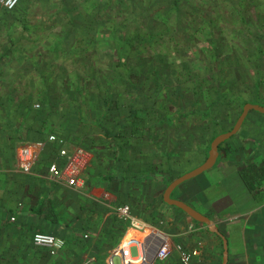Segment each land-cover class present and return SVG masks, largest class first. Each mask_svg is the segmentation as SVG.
I'll use <instances>...</instances> for the list:
<instances>
[{"label": "rangeland", "instance_id": "374dc122", "mask_svg": "<svg viewBox=\"0 0 264 264\" xmlns=\"http://www.w3.org/2000/svg\"><path fill=\"white\" fill-rule=\"evenodd\" d=\"M102 1L19 0L11 10L0 4L9 153L52 133L91 150L94 173L164 172L163 180L108 186L120 193L118 204L145 214L171 241L191 219L162 203L166 181L201 163L211 137L232 127L245 102L264 104V0H179V10L169 7L173 0H113L107 9ZM206 108L209 117L200 113ZM101 119L112 139L97 126ZM257 122L253 141L264 139V120ZM246 127L221 148L241 153ZM182 187L172 196L188 200ZM170 255L151 264H182Z\"/></svg>", "mask_w": 264, "mask_h": 264}, {"label": "crops", "instance_id": "0c3cea01", "mask_svg": "<svg viewBox=\"0 0 264 264\" xmlns=\"http://www.w3.org/2000/svg\"><path fill=\"white\" fill-rule=\"evenodd\" d=\"M252 101L255 100H251V103ZM1 106L0 104V264H85L88 261L94 262L97 256H103L106 264L109 259L114 264V255L118 257V264H121L120 257L112 252L114 250L116 253L118 243L127 231V221L112 212L122 198L114 185L108 186V182L125 185L132 173L139 170L127 176L121 175L115 168L112 173H94L90 165L93 155L88 149L91 159L81 174L83 184L71 187L47 177L46 164L56 153L54 144H47L30 172L24 173L17 164V157L9 153L5 129L10 128L6 123V109ZM259 120H264L263 112L248 110L238 130L230 136L239 134L243 126H247L248 133L244 134L249 137L242 138L241 153L232 154L221 148V144L230 137L225 139L218 146V149L225 150L224 155L219 153L209 169L196 175L195 177L201 176L197 181L187 185L186 182L191 178L187 179L171 192L172 196L176 188L182 185L181 192L185 193L188 200L184 197L178 199L215 222L226 240V264H264V173L249 169L251 166H262L264 157V139H249L257 130ZM16 128L11 127L13 130ZM249 141L252 142L251 146L248 145ZM258 150L260 155H256ZM117 155L120 156L119 151ZM191 168L193 167L186 169ZM164 175V172H156L151 175V180L158 176L159 180H163ZM139 179L142 180V177ZM247 181L250 187L247 186ZM161 201L167 206L175 207L165 203L162 194ZM142 204L144 206L145 203ZM155 204L154 208L159 212L161 206L157 200ZM136 210L134 208L131 213L150 225L145 220V214L137 213ZM142 215L143 219L140 217ZM189 218L191 221L187 222L183 218L186 225H179V232L173 234V243L163 236L170 245V256H178L175 245H180L186 249H197V255L192 256L189 264H221L223 243L220 235L210 231L205 224ZM34 231L59 236L63 238L64 246L55 254H50L45 248L32 244L31 235ZM142 235L137 234L136 237ZM73 236L88 244V248L81 249L78 244L75 246L71 242ZM150 260L151 258L144 264H151Z\"/></svg>", "mask_w": 264, "mask_h": 264}, {"label": "built area", "instance_id": "2783aa9c", "mask_svg": "<svg viewBox=\"0 0 264 264\" xmlns=\"http://www.w3.org/2000/svg\"><path fill=\"white\" fill-rule=\"evenodd\" d=\"M19 0H0V4L7 10H11L18 4ZM47 144H54L56 153L46 164V175L52 180L64 182L71 187H79L83 184L82 172L89 164L91 152L80 145L68 146L64 139L52 133H47L43 138L26 142L18 148L16 157L19 168L24 173H29L34 163L38 160L39 153ZM115 215L127 221V231L118 243V252L114 253L120 257L121 264L126 260L132 261L140 256L138 241L134 238L136 234H145L149 237L144 241L145 256L147 259L166 258L170 253V245L166 239L157 231L150 227L145 221L139 219L131 213L127 204H119L113 208ZM13 219V217H11ZM37 236L42 237L38 242ZM34 246L45 248L48 253L55 254L64 246L63 238L52 233L35 232L31 236ZM132 246L137 247L138 256L133 257L130 253ZM178 257L182 264H188L192 256L196 255L197 249H185L180 245H175ZM108 264H113L109 259Z\"/></svg>", "mask_w": 264, "mask_h": 264}, {"label": "water", "instance_id": "95a60500", "mask_svg": "<svg viewBox=\"0 0 264 264\" xmlns=\"http://www.w3.org/2000/svg\"><path fill=\"white\" fill-rule=\"evenodd\" d=\"M250 109L264 113V105L253 104L250 102L245 103L242 106L241 112L238 115L233 126L227 131L218 133L217 135H215L211 139V141L209 143V150L207 151V155H206L205 159L200 164L196 165L195 167H193V168L187 170L186 172L174 177L165 186L163 193H162V200L165 203L179 208L180 210H182V212H184L186 215H188L192 219H194L200 223L205 224L206 227L210 231L220 235V237L222 238V243H223V255H222L221 264H226V261H227L226 240L218 231V228H217L215 222L212 219H210L208 216L204 215L203 213H201L198 210H196L195 208H193L188 203H186L180 199L172 197L171 192L180 183L184 182L187 179L195 177L196 175L200 174L201 172L209 169L214 164L219 153H222L223 155L225 154L224 149H218L219 144L222 141H224L225 139L229 138L231 135H233L238 130V128L240 127V125H241V123H242V121H243V119L247 113V111Z\"/></svg>", "mask_w": 264, "mask_h": 264}, {"label": "trees", "instance_id": "16d2710c", "mask_svg": "<svg viewBox=\"0 0 264 264\" xmlns=\"http://www.w3.org/2000/svg\"><path fill=\"white\" fill-rule=\"evenodd\" d=\"M113 0H105V1H102L105 5H106V9L108 8V6L109 5H111V4H113V2H112ZM178 2H179V0H173L171 3H169V7H171V8H173L174 10H179L178 8H179V5H178ZM179 12V11H178ZM118 40H121V38L120 37H118ZM148 40H150V38L148 39ZM127 43V42H126ZM130 44L129 43H127L126 44V46L128 47ZM122 46H123V48H122V50L123 51H125V49H127V47L125 46V45H123L122 44ZM124 47H126V48H124ZM117 54H118V56H119V58L120 57H122L121 55H120V52L118 53V52H116ZM121 59V58H120ZM118 63H124L125 61H117ZM194 112V110H189L188 111V113H193ZM41 113H42V111H41ZM187 113V114H188ZM200 113H202V114H204L205 116H207V117H209L210 116V109L209 108H206V109H203L202 111H200ZM132 118V117H131ZM211 119V118H210ZM96 124H97V126L99 127V128H101L102 130H103V133H104V135L105 136H107V138H109V139H112V135H111V127L110 126H108V125H105L104 123H103V121H102V119L101 120H99V121H97L96 122ZM220 133V132H219ZM216 135V134H215ZM214 135V136H215ZM214 136H212L211 137V139L214 137ZM219 157H221V155H219ZM219 159V158H218ZM250 170H259L260 172H261V174L262 173H264V157H263V159H262V166H260L259 168H256V167H254V166H251L250 168H249ZM151 172L149 171V170H147V171H138V172H136V173H132V177H130V180H140L139 178H141L142 177V179H151ZM259 179H257V181H258ZM171 181V180H170ZM260 182V181H259ZM166 183L168 184L169 183V181H166ZM166 184V185H167ZM247 186L248 187H250V184L248 183V181H247ZM177 208V207H176ZM177 209H179V208H177ZM180 210V209H179ZM181 212H182V210H180ZM71 242L75 245V246H77V244H78V246H79V248H81V249H84V248H88V244H85V243H83L80 239H78L76 236H73L72 237V239H71ZM85 264H106L105 263V261H104V257L102 256V257H99V256H97L96 257V260L93 262V261H88L87 263H85ZM165 264H168V263H165Z\"/></svg>", "mask_w": 264, "mask_h": 264}, {"label": "bare ground", "instance_id": "6f19581e", "mask_svg": "<svg viewBox=\"0 0 264 264\" xmlns=\"http://www.w3.org/2000/svg\"><path fill=\"white\" fill-rule=\"evenodd\" d=\"M141 234H143V233H141ZM136 235L134 236V238L136 240H138V242H139L140 256L138 258L132 260V261H129V259H125L126 261L122 264H144V263L148 262L150 259V258L147 259L145 256V254H146V252H145L146 247L145 246L146 245H145L144 241L147 239V237H149L151 240V238L153 236H149V235L146 236L145 234H143L141 237L137 238ZM116 252H118V248H117Z\"/></svg>", "mask_w": 264, "mask_h": 264}, {"label": "clouds", "instance_id": "9594fccd", "mask_svg": "<svg viewBox=\"0 0 264 264\" xmlns=\"http://www.w3.org/2000/svg\"><path fill=\"white\" fill-rule=\"evenodd\" d=\"M37 241L39 242L41 239H42V237H40V236H37Z\"/></svg>", "mask_w": 264, "mask_h": 264}]
</instances>
